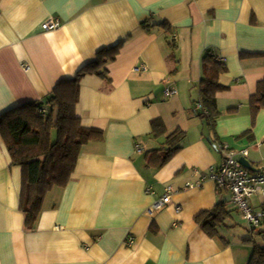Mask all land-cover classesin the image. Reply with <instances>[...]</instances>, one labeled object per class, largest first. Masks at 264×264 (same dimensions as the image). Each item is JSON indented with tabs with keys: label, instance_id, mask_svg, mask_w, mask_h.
Here are the masks:
<instances>
[{
	"label": "crops",
	"instance_id": "0c3cea01",
	"mask_svg": "<svg viewBox=\"0 0 264 264\" xmlns=\"http://www.w3.org/2000/svg\"><path fill=\"white\" fill-rule=\"evenodd\" d=\"M49 20L59 26L45 31ZM120 41L113 61L79 81L76 116L103 139L81 147L31 230L19 209L22 170L0 136V264H248L249 234L229 222L231 195L209 176L223 148L246 151L256 170L264 161V109L253 116L248 103L264 78V0H0V115L44 103ZM208 54L226 68L213 127L196 108ZM175 130L180 150L159 169L148 165L146 153ZM197 174L205 182L189 188ZM168 187L170 203L151 210ZM218 203L231 214L211 238L194 218ZM248 204L264 212L261 190Z\"/></svg>",
	"mask_w": 264,
	"mask_h": 264
},
{
	"label": "trees",
	"instance_id": "16d2710c",
	"mask_svg": "<svg viewBox=\"0 0 264 264\" xmlns=\"http://www.w3.org/2000/svg\"><path fill=\"white\" fill-rule=\"evenodd\" d=\"M122 44L120 41L111 48L99 50L96 59L84 65L74 78L59 82L44 103L22 104L0 115V136L11 165L22 170L19 209L24 214L26 230L34 227L46 193L54 187H64L69 181L81 147L103 139L101 130L83 127L76 116L79 81L85 74L113 61ZM225 70L224 64L213 55H206L200 81L202 110L198 115L212 127L220 115L215 93L222 90L218 78ZM248 103L253 116L264 109V78L258 82ZM42 110L44 116L40 113ZM151 130L155 137L166 133L158 119L151 121ZM52 131L56 133L55 140H52ZM183 139L184 132L180 130L166 135L164 148L146 153L147 164L154 165L155 169L164 166L180 150ZM230 214L224 203H218L212 209L200 212L194 221L208 237L215 238ZM246 230L249 236L245 242L252 245L248 264H264V223L258 228L248 226ZM255 237L260 238L261 244L256 243Z\"/></svg>",
	"mask_w": 264,
	"mask_h": 264
},
{
	"label": "built area",
	"instance_id": "2783aa9c",
	"mask_svg": "<svg viewBox=\"0 0 264 264\" xmlns=\"http://www.w3.org/2000/svg\"><path fill=\"white\" fill-rule=\"evenodd\" d=\"M59 26L57 20H49L42 24V28L45 31H51ZM176 94V91L172 88H166L164 90V96L170 97ZM198 110H202L200 103L196 104ZM41 115H45V111H40ZM224 152V157L219 168L212 171L209 180L213 181L215 185L222 190H226L231 195V203L238 211L248 226L252 228H258L264 223V212H254L248 204V200L251 196L258 193L261 190V194L264 195V161L259 165L256 172H250L243 168L238 159L246 156V151L242 150L234 152L226 148L221 149ZM198 181L191 187H198L205 182V177L197 174ZM164 195L160 197L151 207V210L159 211L170 203L171 188L168 187L164 191ZM179 212V208L176 209ZM131 238H128L130 243Z\"/></svg>",
	"mask_w": 264,
	"mask_h": 264
},
{
	"label": "rangeland",
	"instance_id": "374dc122",
	"mask_svg": "<svg viewBox=\"0 0 264 264\" xmlns=\"http://www.w3.org/2000/svg\"><path fill=\"white\" fill-rule=\"evenodd\" d=\"M52 140H55V135H56V133H55V131H52ZM232 218L229 220V222L232 224L233 223V225H237L236 226V229L237 230H242L243 231V227H245V228H248V224L246 223V221L243 219V217H242V215L240 214V215H238L235 211L234 212H232Z\"/></svg>",
	"mask_w": 264,
	"mask_h": 264
},
{
	"label": "water",
	"instance_id": "95a60500",
	"mask_svg": "<svg viewBox=\"0 0 264 264\" xmlns=\"http://www.w3.org/2000/svg\"><path fill=\"white\" fill-rule=\"evenodd\" d=\"M239 164L245 168L246 170L250 171V172H256V169H254L251 164L248 162V160L244 157H241L238 159Z\"/></svg>",
	"mask_w": 264,
	"mask_h": 264
}]
</instances>
